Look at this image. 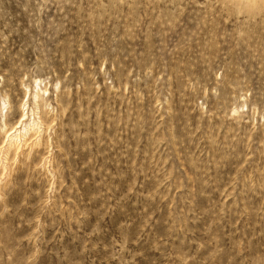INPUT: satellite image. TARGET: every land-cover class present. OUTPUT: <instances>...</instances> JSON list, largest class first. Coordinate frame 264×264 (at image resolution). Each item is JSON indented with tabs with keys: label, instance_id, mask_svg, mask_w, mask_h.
Here are the masks:
<instances>
[{
	"label": "rangeland",
	"instance_id": "rangeland-1",
	"mask_svg": "<svg viewBox=\"0 0 264 264\" xmlns=\"http://www.w3.org/2000/svg\"><path fill=\"white\" fill-rule=\"evenodd\" d=\"M0 264H264V0H0Z\"/></svg>",
	"mask_w": 264,
	"mask_h": 264
},
{
	"label": "bare ground",
	"instance_id": "bare-ground-1",
	"mask_svg": "<svg viewBox=\"0 0 264 264\" xmlns=\"http://www.w3.org/2000/svg\"><path fill=\"white\" fill-rule=\"evenodd\" d=\"M34 127H35V125H32V127L28 128V129H25L23 135L25 136L27 134V131L33 129ZM16 138H17L16 136H13L10 139V146L16 142Z\"/></svg>",
	"mask_w": 264,
	"mask_h": 264
}]
</instances>
